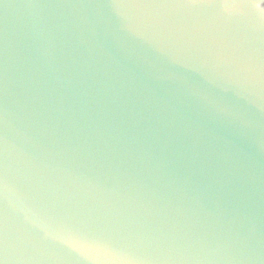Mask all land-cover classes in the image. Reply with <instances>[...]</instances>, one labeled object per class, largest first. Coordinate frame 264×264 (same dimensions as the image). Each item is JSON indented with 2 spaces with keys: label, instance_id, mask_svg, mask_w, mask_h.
Here are the masks:
<instances>
[{
  "label": "water",
  "instance_id": "95a60500",
  "mask_svg": "<svg viewBox=\"0 0 264 264\" xmlns=\"http://www.w3.org/2000/svg\"><path fill=\"white\" fill-rule=\"evenodd\" d=\"M0 264H264V0H0Z\"/></svg>",
  "mask_w": 264,
  "mask_h": 264
}]
</instances>
